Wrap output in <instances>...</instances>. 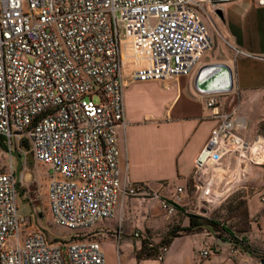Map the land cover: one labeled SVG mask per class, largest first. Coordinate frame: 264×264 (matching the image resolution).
Wrapping results in <instances>:
<instances>
[{
    "label": "built area",
    "instance_id": "obj_1",
    "mask_svg": "<svg viewBox=\"0 0 264 264\" xmlns=\"http://www.w3.org/2000/svg\"><path fill=\"white\" fill-rule=\"evenodd\" d=\"M229 1L0 0V136L10 150L26 141L51 167L55 224L76 232L54 244L36 231L22 245L27 219L19 215V180L13 170L0 174V264H107L101 240L87 239L86 231L113 219L121 197L151 193L146 183L123 180L120 170L125 89L150 82L169 88L191 76L214 47L213 14ZM207 95L218 124L194 162L202 203H212L207 193L225 157L236 156L243 168L264 164V141L238 136L233 115L219 111L221 93ZM182 193L162 202L169 215ZM168 250L160 248L158 260Z\"/></svg>",
    "mask_w": 264,
    "mask_h": 264
},
{
    "label": "crops",
    "instance_id": "obj_2",
    "mask_svg": "<svg viewBox=\"0 0 264 264\" xmlns=\"http://www.w3.org/2000/svg\"><path fill=\"white\" fill-rule=\"evenodd\" d=\"M218 8L210 26L213 39L214 30L217 32L216 48L205 55L191 76L173 79L169 88L164 82H150L131 83L125 89L126 127L118 130L119 166L123 180L146 183L151 193L121 197L115 217L99 223L102 227L93 232L102 242L107 264H264V194L261 202L254 198L248 204L250 226L244 236L255 254L219 241L212 230L205 229L175 238L163 261L136 257L145 240L159 243L173 227L189 226L184 215L171 216L163 209L164 200L175 201L177 190L183 188L177 205L188 206L190 192L199 196L197 205L201 202L202 194L191 191L189 183L195 159L218 124L214 118L218 110L208 107L209 95L196 87L202 67L225 64L231 68L234 88L221 93L225 97L219 111L233 115L236 134L246 142L264 141V4L260 0H231ZM154 89L160 93L157 98L152 96ZM222 168V177L207 194L213 196L215 186L223 195L235 185L238 189L246 179L258 177L257 181L264 183V164L249 162L243 168L236 156H227ZM138 232L140 238L135 237ZM206 249L210 256L203 257Z\"/></svg>",
    "mask_w": 264,
    "mask_h": 264
},
{
    "label": "rangeland",
    "instance_id": "obj_3",
    "mask_svg": "<svg viewBox=\"0 0 264 264\" xmlns=\"http://www.w3.org/2000/svg\"><path fill=\"white\" fill-rule=\"evenodd\" d=\"M207 8L209 11H213L211 7ZM213 15L215 16V14ZM216 34L217 32L214 30L213 48H216ZM219 37L229 46L221 34H219ZM152 96L157 98L160 93L154 89ZM224 97V95H221L222 102ZM96 101L99 100L96 99ZM12 170L19 180V215L27 219V224L22 225L20 231L21 244L24 245L26 237L34 233L35 230L43 232L54 244H59L62 241H72L76 232L55 224L52 215L49 199V184L53 174L51 167L36 160L29 146L27 147L24 143L13 145L12 153L4 151L0 146V174ZM221 174H223L222 171L217 173V179L222 177ZM258 179V177L253 180L246 179V181L242 179L244 183L242 182L243 184L238 189L235 185L233 191L227 192L225 190L223 195L214 186V195L210 197L212 203L200 202L197 205L199 196L190 192V203L186 207L190 213L203 216L207 220H215L222 226L236 230V232L247 230L250 226L246 216L248 204L251 205L254 198L259 199L261 202V196L264 194V183L257 181ZM261 204L264 205L262 202ZM99 227H102V224L95 225L86 233L96 232ZM212 235L218 240L214 232H212ZM219 241L223 240L219 239ZM220 244L227 245L226 242ZM7 247H9V242Z\"/></svg>",
    "mask_w": 264,
    "mask_h": 264
},
{
    "label": "trees",
    "instance_id": "obj_4",
    "mask_svg": "<svg viewBox=\"0 0 264 264\" xmlns=\"http://www.w3.org/2000/svg\"><path fill=\"white\" fill-rule=\"evenodd\" d=\"M24 144L27 145V147L29 146V144L26 141L24 142ZM0 146L4 151L8 153H12V150H10V148L8 147L6 140L1 136H0ZM189 187L191 188V191H194L192 180L189 183ZM176 209H177L176 212L177 215L182 214L184 215V217L188 218L189 226L173 227L171 230H169V232L162 238V240L159 243H155L151 239L145 240L143 242L141 250L138 251L136 254L138 260H146V259L157 260L160 255V248L162 247L169 248L175 238L181 235H191L194 233H198L205 229L212 230V232H214L219 239H222L223 241L226 242H230L233 246H240L242 250L245 252L255 254V252L247 246V240L246 237L244 236L245 233L248 231V229L236 232V230L234 231L230 228L222 226L220 223H218L215 220H207L203 216L190 213L186 206L183 207L176 204ZM246 216L249 222L248 213L246 214ZM86 238L95 239L96 235L93 232L86 233Z\"/></svg>",
    "mask_w": 264,
    "mask_h": 264
},
{
    "label": "water",
    "instance_id": "obj_5",
    "mask_svg": "<svg viewBox=\"0 0 264 264\" xmlns=\"http://www.w3.org/2000/svg\"><path fill=\"white\" fill-rule=\"evenodd\" d=\"M195 81L197 89L204 94L227 93L234 88L233 72L225 64L202 67Z\"/></svg>",
    "mask_w": 264,
    "mask_h": 264
}]
</instances>
